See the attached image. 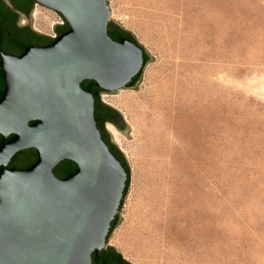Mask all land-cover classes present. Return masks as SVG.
Segmentation results:
<instances>
[{
  "label": "rangeland",
  "instance_id": "374dc122",
  "mask_svg": "<svg viewBox=\"0 0 264 264\" xmlns=\"http://www.w3.org/2000/svg\"><path fill=\"white\" fill-rule=\"evenodd\" d=\"M108 2L150 58L101 93L130 167L107 243L135 264H264V0ZM59 15L35 3L30 26Z\"/></svg>",
  "mask_w": 264,
  "mask_h": 264
},
{
  "label": "water",
  "instance_id": "95a60500",
  "mask_svg": "<svg viewBox=\"0 0 264 264\" xmlns=\"http://www.w3.org/2000/svg\"><path fill=\"white\" fill-rule=\"evenodd\" d=\"M36 3L58 11L70 28L18 55L0 50V264H94L93 252L111 245L107 236L128 172L103 138L95 97L82 81L93 79L106 90L127 86L144 65V48L109 35V24L123 28L111 20L108 0ZM100 101L118 111V128L128 131L121 111ZM31 147L37 152L32 165L7 167L13 155ZM64 159L77 169L61 178L54 168Z\"/></svg>",
  "mask_w": 264,
  "mask_h": 264
},
{
  "label": "flooded vegetation",
  "instance_id": "af4514ba",
  "mask_svg": "<svg viewBox=\"0 0 264 264\" xmlns=\"http://www.w3.org/2000/svg\"><path fill=\"white\" fill-rule=\"evenodd\" d=\"M34 6L31 3H25L24 0H20L19 5H16L15 0H0V50L10 54H21L25 48L29 45H46L51 43L55 38H57L60 34L68 30V23L64 22L63 24H58L53 27L54 32H56V37L47 36H40L39 33L33 30L29 23H25V18H28L30 15L31 9ZM24 18V21H21V18ZM117 28V27H115ZM117 29H120L119 27ZM25 35L29 37V41L25 45H18L13 40V36L15 35ZM0 69H2L3 77H4V70L1 65V55H0ZM97 92L95 106L96 103L98 104V111L100 114L106 117V122L114 124L116 127H121L119 121V114L115 111L109 109L106 105L100 104L99 100L101 99V93L106 91L101 87L95 89ZM94 95V94H93ZM95 97V96H94ZM102 134L106 137L109 144L115 145L112 140L110 139L106 124H104V130ZM8 138V137H7ZM5 139V141L9 139ZM34 148H26L18 151L11 160L9 161L7 167L12 169H25L32 165L37 156L34 158L32 156ZM36 151V149H35ZM65 166L63 164H59L55 167L54 172L57 176L63 178L69 175L70 173L65 172Z\"/></svg>",
  "mask_w": 264,
  "mask_h": 264
},
{
  "label": "trees",
  "instance_id": "16d2710c",
  "mask_svg": "<svg viewBox=\"0 0 264 264\" xmlns=\"http://www.w3.org/2000/svg\"><path fill=\"white\" fill-rule=\"evenodd\" d=\"M16 1V5H19L20 0H15ZM25 3H31V5L36 3V0H24ZM70 28L69 24H68V29ZM108 33L109 35H111V37H113L114 39L117 40H122L123 38H129L132 39L134 41H136L137 43H139L136 38L126 29H117L114 28L112 29L110 24L108 26ZM13 40L16 42V44L18 45H25L27 44V42L29 41V37L28 36H23V35H15L13 36ZM148 61V55L144 49V65L145 66L146 62ZM142 69L139 71V73L133 77V79L129 82V84L127 86H132L134 85L137 80L139 79V77L141 76L142 73ZM82 86L83 88H85L86 90L92 91L94 96H95V100L96 97L98 98V94L96 92V88H99V86L97 85L96 81L93 79H85L82 81ZM5 88V81H4V77H3V72L2 69H0V98L2 97L3 91ZM99 101V103L102 105L103 103L97 99ZM108 108H112V107H108ZM112 111H115L116 113H118V111L116 109H112ZM119 114V113H118ZM95 117L97 120V125L99 126V128L101 129V132H103L104 130V124L106 122V117H104V115L100 114L98 111V104L96 103L95 106ZM12 135H9L7 139H10ZM103 138L106 140V142L109 144V142L107 141L106 137L102 134ZM3 141V137L0 134V144ZM111 150L121 159L122 163L125 165L126 170L128 172V178L126 181V187L124 190V195L121 201L120 206H122L124 197L126 196L128 187H129V182H130V167L126 161V158L124 157V154L122 153V151L116 146V145H112L109 144ZM32 156L35 158L37 156V152L35 151V148L33 149L32 152ZM59 164H63L65 166V172L66 173H72L73 171H75L77 169V165L74 161L70 160V159H64L62 160ZM58 164V165H59ZM55 169V168H54ZM120 218H119V213H117V215L115 216L114 220L112 221L111 224V228L109 231V234L111 233V231L113 230V228L117 225V223L119 222ZM109 234L107 236V241H108V237ZM92 259H93V263L94 264H135L131 261H129L128 259H126L122 253L120 251L117 250V248L113 245H107L105 248H103L102 250H95L92 254Z\"/></svg>",
  "mask_w": 264,
  "mask_h": 264
},
{
  "label": "built area",
  "instance_id": "2783aa9c",
  "mask_svg": "<svg viewBox=\"0 0 264 264\" xmlns=\"http://www.w3.org/2000/svg\"><path fill=\"white\" fill-rule=\"evenodd\" d=\"M64 23V19L61 15H59V18L57 19L56 23ZM52 36H56V32L53 31V33L51 34Z\"/></svg>",
  "mask_w": 264,
  "mask_h": 264
},
{
  "label": "bare ground",
  "instance_id": "6f19581e",
  "mask_svg": "<svg viewBox=\"0 0 264 264\" xmlns=\"http://www.w3.org/2000/svg\"><path fill=\"white\" fill-rule=\"evenodd\" d=\"M110 129L112 130L113 133H118L117 128L113 124L110 125Z\"/></svg>",
  "mask_w": 264,
  "mask_h": 264
}]
</instances>
